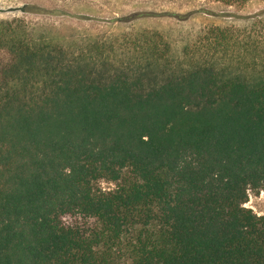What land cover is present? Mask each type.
<instances>
[{"label":"trees","instance_id":"1","mask_svg":"<svg viewBox=\"0 0 264 264\" xmlns=\"http://www.w3.org/2000/svg\"><path fill=\"white\" fill-rule=\"evenodd\" d=\"M27 7L99 30L0 18V264H264V7L180 45Z\"/></svg>","mask_w":264,"mask_h":264},{"label":"rangeland","instance_id":"2","mask_svg":"<svg viewBox=\"0 0 264 264\" xmlns=\"http://www.w3.org/2000/svg\"><path fill=\"white\" fill-rule=\"evenodd\" d=\"M27 6H38L47 10H60L69 14H82L95 17H110L136 10H153V12L161 14V16L135 20L126 24L123 28L126 30L131 25L135 28L139 26L158 28L177 40V45H180L181 41L179 40L190 30L207 24H225L231 21L229 17L209 15L196 10H206L214 14H224L226 12L248 14L263 8L264 1L251 0L242 6H227L213 0H0V18L10 19L18 16L38 25L52 24L55 27H61L65 24L68 27L78 28L79 30L89 29L93 32L99 30L85 21L27 12L29 10ZM189 11L196 12L192 14L189 20L184 22L162 15L165 13H185ZM101 29L116 33L122 28L115 29L105 25ZM98 185L103 190L115 187V183L106 180H100ZM244 206L251 208L256 214L264 215V189L259 191L248 190V197Z\"/></svg>","mask_w":264,"mask_h":264}]
</instances>
